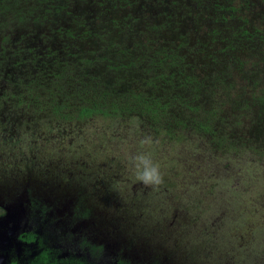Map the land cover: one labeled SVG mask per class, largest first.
<instances>
[{
    "label": "trees",
    "instance_id": "trees-1",
    "mask_svg": "<svg viewBox=\"0 0 264 264\" xmlns=\"http://www.w3.org/2000/svg\"><path fill=\"white\" fill-rule=\"evenodd\" d=\"M211 1L169 0L165 5L170 17L192 15L207 4L213 11L221 10L217 21L223 22L227 36L234 34L235 39L231 44L225 38L229 44L206 55L211 79L202 75L191 47L183 53L191 44H159V88L155 91L139 85L119 92L99 80L75 78L82 97L76 112L79 117L99 112L113 118L122 116L137 121L141 139L159 137V142L149 147L159 151L152 159L160 167L162 185L146 187L135 176L127 180L126 162L112 167L115 180L128 188L115 189L121 192L114 200L117 203L124 196L126 204L122 205L129 210L115 205L118 216L128 220L125 226L133 230L126 241L146 249L141 250L142 261L133 258L130 264H264V127L253 129L245 124L252 105L264 112V76L255 80L243 68L247 59L255 56L264 61V30L257 42L258 28L251 26L254 14L251 19L236 18L239 8L226 4L232 0L222 4ZM224 12H230L229 18ZM178 23L182 24L176 21L175 26ZM170 24L161 28L162 35L171 31ZM215 29L217 33L221 30L211 28ZM196 45L197 52L206 44ZM221 62L222 74L218 76ZM234 71L239 74L237 82L231 80ZM243 83L252 84L256 91H252L253 103L247 100ZM70 106L56 103L51 111L58 113ZM176 148L185 152V158L177 156ZM173 150L174 156H168ZM111 158L112 163L119 161ZM46 254L41 251V264H56L50 255L47 262ZM72 264L91 263L73 257Z\"/></svg>",
    "mask_w": 264,
    "mask_h": 264
},
{
    "label": "rangeland",
    "instance_id": "rangeland-1",
    "mask_svg": "<svg viewBox=\"0 0 264 264\" xmlns=\"http://www.w3.org/2000/svg\"><path fill=\"white\" fill-rule=\"evenodd\" d=\"M225 1L212 0L211 3L222 4ZM232 1L226 4L236 8L238 5L241 8L235 11L236 18L251 19L254 14L252 28L264 27V5H262L264 0ZM244 1L246 5H243ZM115 2L116 0H111L112 4ZM98 5L108 6L105 2ZM87 6L85 0H77L78 10L85 9ZM27 7L23 6L25 10ZM87 10L88 7L84 11ZM181 10L186 12L183 8ZM196 10L199 12L188 16L186 13V15L160 18L159 41L163 38L166 44L173 45L175 42L191 44L186 45L183 53L188 52L191 47L195 51L192 53L193 58H196L195 62L202 71V75L211 79L205 64L206 55L209 52L204 49L205 47L196 52V44H207L215 50L222 49L229 44L228 41L234 44L235 35L227 36L229 31L223 29L224 23L217 21L221 10L213 11L210 9V4L204 5L202 10ZM252 10L253 13L250 14ZM26 14L28 13L24 12V15ZM226 17L229 18V14H226ZM113 18L121 32H125L124 24L128 21L127 18L124 19V16ZM176 21L182 24L178 23L171 31L165 30L163 37L160 38V32L163 30L160 25L163 23L166 27L169 23L175 24ZM236 25L241 26V23L237 21ZM109 26H111L110 23ZM213 26L221 29L219 33L217 29L211 30ZM236 30L238 31L237 28ZM98 31L102 32L103 28H98ZM240 35L242 38L241 33ZM256 40L259 41L258 38ZM219 57L222 58V56ZM259 57L260 55L247 59L243 67L252 77H255V80L264 76L262 70L264 61ZM101 60L102 58L98 57L96 62ZM133 61L136 59L133 58L130 61L128 71L125 70L120 75V79L127 76L130 82L134 79L133 83H137L141 88H159V54L154 56L147 54L143 61L139 60L136 65ZM223 62L217 69L218 76L222 74ZM248 64L251 65L247 66ZM104 71L109 69H104L97 74ZM233 74L231 80L237 82L236 77L239 74L236 71ZM74 84L75 81L69 80L70 86ZM243 85L247 86L245 94L247 100L252 103L256 101L252 96V91L256 94V91L251 89L252 84L248 86L247 83H243ZM126 86V83L123 84L124 88ZM18 106L27 112V118L22 122L23 127H18L17 132L21 129L23 136L27 139L23 144L8 142V148L0 144V240L17 246L18 255L25 258L32 254V257L37 259L41 251L47 250L52 259H57V264H68L66 259L74 256L81 257L92 264H130L136 257L142 261V249H138L135 244L128 246L129 243L126 241L129 240L126 237L133 231L125 226L128 220L118 219L115 222L118 215L115 205L129 212L122 205L126 204L124 196L115 203V194L118 195L121 192L115 189L124 188L127 191L128 188L122 181L115 180L117 175L111 167L126 162L129 166L127 180H131L129 178L135 174L129 162L126 161L129 156L144 151L154 158V155L159 156V151L154 152L149 146H142L141 139L129 140V135L134 130L133 127H129L130 125L118 127L113 122L106 124L105 120L95 117L77 121L50 120L51 116H47L45 110L43 112L36 109L32 104ZM248 115L245 119L248 127L252 125L253 129L264 127V112H261L258 106L252 105ZM104 125H108V130L102 132ZM99 136L104 137V141H98ZM156 142H159V137H155L153 144ZM174 150L168 156H174ZM117 153L121 160L112 163L110 158ZM175 153L178 157L183 155L185 158V152L183 153L181 149L176 148ZM116 223L120 227L117 228ZM30 232L34 234V239L27 245L29 247L27 250V246L20 238ZM148 251L153 252L149 248ZM119 258L122 260L121 263Z\"/></svg>",
    "mask_w": 264,
    "mask_h": 264
},
{
    "label": "flooded vegetation",
    "instance_id": "flooded-vegetation-1",
    "mask_svg": "<svg viewBox=\"0 0 264 264\" xmlns=\"http://www.w3.org/2000/svg\"><path fill=\"white\" fill-rule=\"evenodd\" d=\"M103 2L108 6L98 5ZM167 2L169 0H116L112 4L111 0H85L88 10L84 11L87 7L78 10L77 0H0V144L8 148V142L23 144L27 139L21 129L17 132L27 118V112L18 106L23 104H32L36 109L46 111L47 116H51L50 120L77 121L95 117L105 120L106 124L113 122L118 127L130 125L134 130L129 140L141 139L138 131L140 125L136 120L122 116L108 117L100 112L86 118L79 117L76 112L79 111L82 97L75 84L79 78L89 82H105L108 88L119 92L137 89V83L131 81L132 84L127 76L120 79V75L128 71V64L133 58L136 59L133 61L136 65L147 54H159V45L156 44H166L165 41H159V19L169 16L165 7ZM23 6L28 7L25 10ZM24 12L28 14L24 15ZM224 14L230 15V12ZM121 16L128 20L124 24L125 32H121L113 18ZM160 27L165 26L162 23ZM175 27L172 23L171 29ZM98 28H103V31H98ZM261 30L264 28L257 29V38ZM203 47L208 52L214 49L207 44ZM98 57L102 60L96 62ZM104 69L109 71L97 74ZM69 80H74L75 84L70 86ZM125 83L126 88L123 87ZM63 87L65 89L62 91ZM62 102L71 106L58 113L51 111L56 103ZM107 130L108 125H104L102 132ZM97 139L104 141L101 136ZM113 156L116 161L121 160L119 153ZM118 219L121 218L117 215ZM115 225L120 227L117 223ZM33 239L32 232L20 238L25 246L31 244ZM127 242L128 246L135 244L139 249L138 243ZM140 247L146 251L145 247ZM28 256L18 255L17 246L0 240V264L43 262L39 258L40 254L37 259L32 254ZM72 258L66 259L68 264H72ZM51 260H56L57 264V259Z\"/></svg>",
    "mask_w": 264,
    "mask_h": 264
},
{
    "label": "clouds",
    "instance_id": "clouds-1",
    "mask_svg": "<svg viewBox=\"0 0 264 264\" xmlns=\"http://www.w3.org/2000/svg\"><path fill=\"white\" fill-rule=\"evenodd\" d=\"M154 143L151 136H146L140 140L142 146H151ZM129 163L134 171L135 179L146 187H155L163 184V176L160 167L155 163L151 155L140 151L129 156Z\"/></svg>",
    "mask_w": 264,
    "mask_h": 264
}]
</instances>
